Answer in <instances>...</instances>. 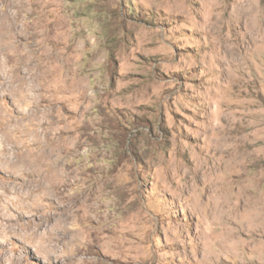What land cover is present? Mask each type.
I'll list each match as a JSON object with an SVG mask.
<instances>
[{"label": "rangeland", "instance_id": "374dc122", "mask_svg": "<svg viewBox=\"0 0 264 264\" xmlns=\"http://www.w3.org/2000/svg\"><path fill=\"white\" fill-rule=\"evenodd\" d=\"M0 156V264H264V0H0Z\"/></svg>", "mask_w": 264, "mask_h": 264}, {"label": "bare ground", "instance_id": "6f19581e", "mask_svg": "<svg viewBox=\"0 0 264 264\" xmlns=\"http://www.w3.org/2000/svg\"><path fill=\"white\" fill-rule=\"evenodd\" d=\"M11 32H12V34L10 35V38H13V37H15L14 35H13V33H14V31H13V23H11L8 27H7ZM21 162H24V163H32V159H22V160H20ZM2 162H11V163H13V162H15V159L14 158H12L11 156H0V165H1V163ZM39 164L40 165H49V164H60L57 160L55 161V160H45V159H43V160H41L40 162H39ZM43 187V185H38L37 187H34L31 191H29V192H25V193H23V192H21V191H15V192H18L19 194H18V198L17 199H15V198H10L9 197V195L7 194V193H11V191H12V189L11 188H9V187H7V186H5V187H0V188H3L4 190L3 191H0V220L2 219V221H4V219H6V216H7V213H5V212H3V208L4 207H6L7 205H10V203L9 202H11V204L12 205H14L15 207H17V209H19V210H21V209H26L27 211H26V213L28 212V213H32V212H34V211H36V212H38L39 213V210L38 209H35V207L33 206V204H30V203H25L26 201H28L30 198H32L33 197V192H34V190H37V189H41ZM60 189V188H59ZM16 194V193H15ZM70 212V211H69ZM79 212V211H78ZM37 213V214H38ZM46 213V212H45ZM19 215H21V216H23L24 215V213H19ZM47 215V214H46ZM50 216H52V215H50ZM72 216H74V215H72ZM71 217V216H70ZM52 218V217H51ZM10 220H12L10 217L9 218H7V221H10ZM1 221V223L0 224H3V222ZM29 224L30 223H24L22 226L24 227V226H29ZM4 225V224H3ZM5 228H8V227H5ZM63 228V227H62ZM66 229V228H65ZM11 231H13V230H11ZM35 230V228H32V231L30 230V232L29 233H26L24 236L26 237H28V236H31V235H33V236H40V237H43L42 236V233H40V232H38V231H36ZM21 233V232H20ZM56 236V235H55ZM50 237H51V239L53 238H55L52 234H50V236H49V238H47V239H50ZM85 244V243H84ZM51 250V249H50ZM49 252V251H48ZM93 259V258H92ZM91 258H88L85 262H86V264H94V261L92 260ZM84 262V261H83ZM80 264V263H79ZM84 264V263H83Z\"/></svg>", "mask_w": 264, "mask_h": 264}]
</instances>
